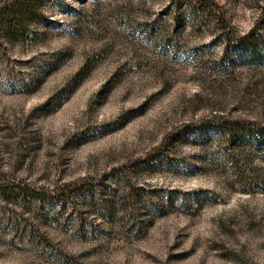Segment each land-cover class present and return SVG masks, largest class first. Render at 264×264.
I'll use <instances>...</instances> for the list:
<instances>
[{"label":"rangeland","instance_id":"1","mask_svg":"<svg viewBox=\"0 0 264 264\" xmlns=\"http://www.w3.org/2000/svg\"><path fill=\"white\" fill-rule=\"evenodd\" d=\"M213 2L64 0L0 43V264H264V145L187 134L264 127V0Z\"/></svg>","mask_w":264,"mask_h":264},{"label":"trees","instance_id":"2","mask_svg":"<svg viewBox=\"0 0 264 264\" xmlns=\"http://www.w3.org/2000/svg\"><path fill=\"white\" fill-rule=\"evenodd\" d=\"M212 3H214L213 0ZM49 4L58 10L65 9L66 5L64 0H0V43L25 42L27 40H34V37L38 36L39 32L41 31L40 29L55 27V23L49 18L45 10L46 6ZM202 6L207 7L208 4L206 2L203 3L202 1L201 7ZM197 8L198 7H193V12H195ZM217 16L218 22L224 23L221 29L222 34L225 38V41L227 42V45H230L232 44L231 31L229 29L230 24L227 22L225 16L221 15V13H218ZM246 41L250 43L249 38ZM246 45L249 44L246 43ZM211 130H222L223 134L228 135L231 139H233V141H241L240 143L250 147L260 148V146L264 145L263 126L251 128L245 127L242 124L240 127L221 125L210 128L207 125H203V127H192L187 131V134L193 138L202 137L204 136V133H211ZM108 191L114 195L117 194L115 189L108 188ZM97 194L101 193H94L90 189H87L84 193H81L83 199L85 201H89L92 204ZM105 201L106 200H98V202H94L93 205L101 206V216L110 217L113 214V211H111L112 206L109 204H104ZM89 226L92 228V231L95 230L94 227H91L92 225L86 224L84 227Z\"/></svg>","mask_w":264,"mask_h":264}]
</instances>
